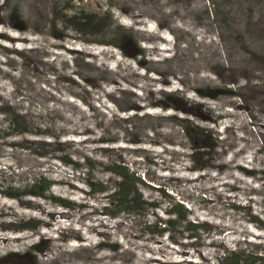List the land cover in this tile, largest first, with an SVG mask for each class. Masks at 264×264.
<instances>
[{
  "label": "rangeland",
  "instance_id": "obj_1",
  "mask_svg": "<svg viewBox=\"0 0 264 264\" xmlns=\"http://www.w3.org/2000/svg\"><path fill=\"white\" fill-rule=\"evenodd\" d=\"M113 164L210 232L105 208ZM263 227L264 0H0V264H211Z\"/></svg>",
  "mask_w": 264,
  "mask_h": 264
},
{
  "label": "trees",
  "instance_id": "obj_2",
  "mask_svg": "<svg viewBox=\"0 0 264 264\" xmlns=\"http://www.w3.org/2000/svg\"><path fill=\"white\" fill-rule=\"evenodd\" d=\"M99 20V18H97ZM93 14L76 16L73 17L71 26L73 30H81L85 26H90V28H96L100 23ZM14 126L20 128L22 131L31 133L23 129L24 122L21 119L12 120ZM187 135L193 138V135L197 133L198 135L203 132L196 127L191 129H186ZM201 133L200 135H202ZM207 137L209 134L205 133ZM194 150V148H193ZM110 171L115 173V180L111 186L99 187L103 189H98V192H107V200L109 201V206L105 208L115 209L116 211H124L129 214H136V216L141 220L146 228H150L152 225L157 226L161 234L166 235L170 232V227H174L178 224L180 228V234L182 239L190 243L198 244L207 234L210 232V226L207 222L195 221L191 218L192 213L185 204L183 203H173L171 210L167 213L168 217H156L155 213L160 210L158 203L151 202L144 198L141 190L143 180L136 176L135 173L131 172L127 167L122 165L113 164ZM92 188L96 185L91 184ZM51 187L48 183L46 190ZM37 192H33L32 195H37ZM62 205L66 203L64 201H59ZM113 211V210H112ZM152 211L155 221L153 222L151 218ZM134 214V215H135ZM116 216V213H114ZM168 226V228H167ZM264 230V227L262 228ZM201 243V242H200ZM221 251L216 257V261L211 264H264V247L261 243H253L251 241H243L240 245H235L232 247L221 246Z\"/></svg>",
  "mask_w": 264,
  "mask_h": 264
}]
</instances>
